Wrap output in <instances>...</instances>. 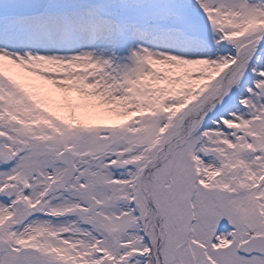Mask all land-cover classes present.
<instances>
[{"label": "snow or ice", "instance_id": "obj_1", "mask_svg": "<svg viewBox=\"0 0 264 264\" xmlns=\"http://www.w3.org/2000/svg\"><path fill=\"white\" fill-rule=\"evenodd\" d=\"M0 264H264V0H0Z\"/></svg>", "mask_w": 264, "mask_h": 264}]
</instances>
